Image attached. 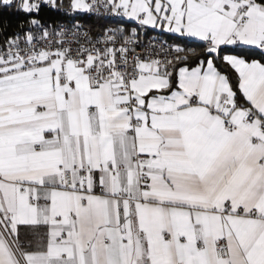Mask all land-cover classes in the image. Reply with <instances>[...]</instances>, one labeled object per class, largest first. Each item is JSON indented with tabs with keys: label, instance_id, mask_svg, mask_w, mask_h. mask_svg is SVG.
<instances>
[{
	"label": "snow or ice",
	"instance_id": "snow-or-ice-1",
	"mask_svg": "<svg viewBox=\"0 0 264 264\" xmlns=\"http://www.w3.org/2000/svg\"><path fill=\"white\" fill-rule=\"evenodd\" d=\"M0 264H264V0H0Z\"/></svg>",
	"mask_w": 264,
	"mask_h": 264
},
{
	"label": "trees",
	"instance_id": "trees-1",
	"mask_svg": "<svg viewBox=\"0 0 264 264\" xmlns=\"http://www.w3.org/2000/svg\"><path fill=\"white\" fill-rule=\"evenodd\" d=\"M79 22L85 23L87 26H91L95 21L90 19L89 17H80Z\"/></svg>",
	"mask_w": 264,
	"mask_h": 264
},
{
	"label": "built area",
	"instance_id": "built-area-1",
	"mask_svg": "<svg viewBox=\"0 0 264 264\" xmlns=\"http://www.w3.org/2000/svg\"><path fill=\"white\" fill-rule=\"evenodd\" d=\"M80 23H82V24H84L85 26H87L85 23H83V22H80Z\"/></svg>",
	"mask_w": 264,
	"mask_h": 264
}]
</instances>
